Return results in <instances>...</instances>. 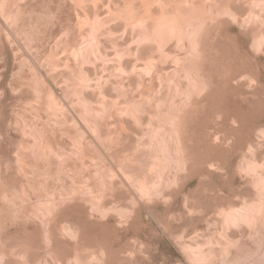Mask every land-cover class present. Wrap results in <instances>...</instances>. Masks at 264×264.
I'll list each match as a JSON object with an SVG mask.
<instances>
[{
	"label": "rangeland",
	"instance_id": "374dc122",
	"mask_svg": "<svg viewBox=\"0 0 264 264\" xmlns=\"http://www.w3.org/2000/svg\"><path fill=\"white\" fill-rule=\"evenodd\" d=\"M0 264H264V0H0Z\"/></svg>",
	"mask_w": 264,
	"mask_h": 264
},
{
	"label": "bare ground",
	"instance_id": "6f19581e",
	"mask_svg": "<svg viewBox=\"0 0 264 264\" xmlns=\"http://www.w3.org/2000/svg\"><path fill=\"white\" fill-rule=\"evenodd\" d=\"M157 30V29H156ZM150 159H151V157H150ZM145 160V159H144ZM147 217H145V219H146ZM193 255V254H192Z\"/></svg>",
	"mask_w": 264,
	"mask_h": 264
}]
</instances>
